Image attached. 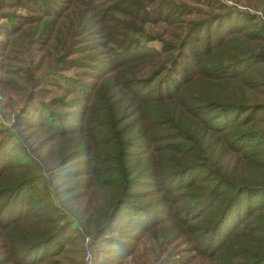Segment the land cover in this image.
Masks as SVG:
<instances>
[{
	"label": "trees",
	"instance_id": "1",
	"mask_svg": "<svg viewBox=\"0 0 264 264\" xmlns=\"http://www.w3.org/2000/svg\"><path fill=\"white\" fill-rule=\"evenodd\" d=\"M229 1L0 0V264H264V0Z\"/></svg>",
	"mask_w": 264,
	"mask_h": 264
},
{
	"label": "rangeland",
	"instance_id": "2",
	"mask_svg": "<svg viewBox=\"0 0 264 264\" xmlns=\"http://www.w3.org/2000/svg\"><path fill=\"white\" fill-rule=\"evenodd\" d=\"M222 1H224L225 3L227 2L230 6H233V3L230 2L229 0H222ZM1 11H5V10L2 8V9H0V12ZM12 11H14V9ZM17 13L18 14H20V13L24 14V11L18 10ZM250 13L253 14L252 12H250ZM7 26H8L7 20L2 19V17H1L0 18V41H3L5 38L3 36V30ZM152 45L160 48V45H158L156 43H154ZM23 105H24V98H20L19 95H17V96L10 95V93H8V94L6 93L5 95L4 94L0 95V115H2L3 118H5V119H7L11 114H13L15 112L20 113V111L23 108ZM27 110L31 111V108H28ZM0 129H6V128L0 127ZM83 246H84V243H83ZM103 246H104L103 244H100V245L98 244L97 249L102 248Z\"/></svg>",
	"mask_w": 264,
	"mask_h": 264
},
{
	"label": "clouds",
	"instance_id": "3",
	"mask_svg": "<svg viewBox=\"0 0 264 264\" xmlns=\"http://www.w3.org/2000/svg\"><path fill=\"white\" fill-rule=\"evenodd\" d=\"M68 195H70V193ZM68 202L71 203V201ZM55 206L61 211L62 214H64V203L61 201V199L57 198L55 201ZM65 218L69 223H79V221L74 216L65 215ZM82 238L85 246L83 264H97V244L103 241L98 240L97 237L90 232H82Z\"/></svg>",
	"mask_w": 264,
	"mask_h": 264
},
{
	"label": "built area",
	"instance_id": "4",
	"mask_svg": "<svg viewBox=\"0 0 264 264\" xmlns=\"http://www.w3.org/2000/svg\"><path fill=\"white\" fill-rule=\"evenodd\" d=\"M16 114H17V112L11 114L7 119L3 118V116L0 115V127L6 128V129H9L10 127H12V125L14 124V121H15ZM83 260H84V255H83V259H82V264H83Z\"/></svg>",
	"mask_w": 264,
	"mask_h": 264
}]
</instances>
